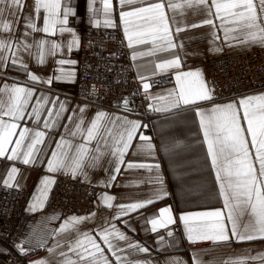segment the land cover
<instances>
[{"label": "crops", "instance_id": "obj_1", "mask_svg": "<svg viewBox=\"0 0 264 264\" xmlns=\"http://www.w3.org/2000/svg\"><path fill=\"white\" fill-rule=\"evenodd\" d=\"M147 2H156V0H147ZM176 4H182L183 0H174ZM69 6L75 9L76 15L69 17L70 27L75 33V38L80 41V29L82 26L90 28L115 29L118 28L124 37L126 49L132 62L133 74L136 78L148 83L153 77L171 74L173 81L163 87H149L147 92L148 97H152L151 113L152 120L150 123L143 122L137 118L111 113L99 107L88 103L74 102L70 98V93L75 89L77 77V62L76 64L59 65L60 59L75 60L78 55V46H73L69 52L67 45L74 39L72 33L65 32L61 34L57 26L55 35L47 34L39 31H32L24 26V17H32L38 28L43 27V17L45 15L43 9L37 15L34 9V0H24V7L17 17H12L5 13V19L13 22L11 32H0V39L9 41L12 44L10 51L0 53L9 57L0 67V87L4 84L17 85L28 87L34 90V96L27 109L31 111V107L35 104L36 98L41 94L49 97L50 103L46 106L42 113L41 122L37 123L34 120L26 119L20 121L21 127H28L33 131H44L46 133L44 142L38 145L36 160L34 163L25 165L21 160L9 161L6 158H0V184L4 185V181L8 179V173L12 167L17 168V172L10 181L11 187L20 191L29 192L30 200L27 207V212L31 216L33 223L27 228L24 233L23 240L16 245H22L24 248L42 245L45 251L42 255L34 259V261L45 260L47 264H61L64 257L60 252H65L72 259H77L74 253L69 251L68 246L73 244L80 234L84 232L90 233L101 247L104 248L105 255L109 257L111 264H116L115 257L108 252L106 245L100 240L98 232L103 228L108 227L111 230V225H115L116 229L123 232L128 237V242L139 244L149 249L148 253H141L128 248V242L120 241L116 238H111L112 243L119 249H124L123 252L117 254L125 258V264H168L172 258H176L185 262V264H194L195 259L201 264H233V262L243 261L244 264H261L260 260H252L251 257L258 256L264 253V240H253L239 242L235 238H231L228 242H212L210 240L191 243L187 239L185 224L180 219L182 215L190 217L188 225L199 231H210L208 226L214 221L212 217H196L191 214L200 212L221 211L227 214V209L224 207V198L220 195L219 182L216 180V172L211 164V159L207 155V144L204 142L203 132L200 128V117L196 115V110H204L207 112L214 105H223L229 102L237 101L241 98L264 94V91L247 94L237 99L215 102L203 101L193 105L181 104L178 108H169V102L174 96H169L168 93L172 90L178 92V87L175 81V76L178 72L200 71L203 79L207 83L208 80L205 74V66L209 62L223 58L225 55H235L250 50L261 48L258 44H243L235 40L225 41L223 30L218 26L219 20H215L216 28L209 25L191 28L192 24H201L206 18V14L202 9L180 7L175 11L166 8V15L170 21V29L172 31V39L178 47L174 50L166 52H157L152 56H140V52H147L151 49V43L133 44L128 46L127 37L124 34V24L119 18L121 10L128 11L133 7L147 6V3L133 6H125L123 9L119 6L118 0H112V10L109 14H105L102 0H96L93 5V12L88 10V0H70ZM175 18V23H172V18ZM111 20L115 26H107L105 21ZM144 29L148 28V24L140 22ZM176 27H181L185 30L176 33ZM134 28L130 26V32ZM216 32V38L213 36ZM150 39V38H149ZM40 40L55 41L61 45V48L56 51L55 55L47 54V49L50 45H45L44 63L38 62L39 50L36 47ZM16 45H19L17 50ZM24 45L32 47L27 51ZM183 45V47H179ZM219 49V50H217ZM15 53L18 61L15 65L11 62L12 54ZM137 53L136 59H133V54ZM178 56L181 61L179 69H168L165 72H160L156 68L157 63L164 60L172 59ZM21 62L27 66L31 74L37 75L40 80H46L49 77H54L59 74L58 69L63 67L65 71L75 73L74 82L55 81L51 85L41 82H31L21 66ZM143 78V79H142ZM149 84V83H148ZM175 95V93H174ZM59 98L56 104V109H59V104L63 103L65 111L55 126L45 129L43 127V119L47 116V108L52 107L51 101ZM4 100L7 103V94L4 95ZM167 109L155 111V108ZM80 108L84 112L79 111ZM99 112L106 113V117L101 121L102 130L111 128L113 136L118 137L123 131L122 120L127 118L133 121H139L141 128L137 133L136 138L131 143L124 156V165L121 166V172L117 175L116 180L112 182L111 187H106L109 177L114 167V157L109 152L110 148L103 141L97 144L93 140L86 147L89 149V157L96 154V148L99 146L101 152L105 153L96 167H89L90 159L86 158L82 168L83 174H78L77 178H73L70 170L61 169L55 172L47 170L48 160L51 158L53 151H59L56 148L57 142L63 136L69 141L72 147L65 148L69 157L75 155L76 147L84 144V131L90 126L91 121L96 118ZM72 116V121L68 117ZM120 117L121 120H116ZM83 119L82 125L83 135H70L71 131H75V123ZM5 119H9L5 117ZM114 122V124H113ZM243 127H247L245 121H241ZM146 126V127H144ZM20 129H17V134ZM150 137V141H140L139 134ZM17 137H13L15 140ZM108 144L113 142L112 137H107ZM250 139V137H249ZM30 142L25 141V145ZM151 143L153 149L149 153L147 150L139 148V145ZM13 145L7 147L11 149ZM26 150V148L22 149ZM254 151V150H253ZM10 154V151L9 153ZM71 161L69 160L68 163ZM152 165L149 168H127V163ZM158 165L159 167H155ZM258 168V165H256ZM223 176L224 174L221 173ZM44 177H48L54 181L48 186L47 191H44V186L41 181ZM58 178H68L81 181L87 185L93 186L97 190L95 201V210L86 215L67 214L47 212L46 205L50 193ZM160 178V179H158ZM114 196L112 201L113 207L108 208L104 205L101 197L104 194ZM162 196L156 199V195ZM154 199V203L147 205L145 208L133 212L127 216L116 217L119 214L118 205L130 204L142 200ZM36 204L35 210H30V205ZM170 208L174 223H171L167 228L158 229L156 233L150 231L151 225L147 222L151 218H159V210L162 208ZM95 213V215H92ZM89 217L83 223L76 225L74 228H69L65 232H59L60 226L70 217ZM230 230L231 224L225 221ZM178 224L180 231L175 233L172 226ZM172 231L173 236H167V231ZM196 233L194 232L193 235ZM229 235L231 233L229 231ZM164 236L165 243L161 246L159 237ZM57 244L60 247H57ZM189 244H199L200 247L190 249ZM15 248L19 251V249ZM85 245H87L85 241ZM54 249L49 252L48 249ZM5 253V248L0 245V264Z\"/></svg>", "mask_w": 264, "mask_h": 264}, {"label": "snow or ice", "instance_id": "obj_2", "mask_svg": "<svg viewBox=\"0 0 264 264\" xmlns=\"http://www.w3.org/2000/svg\"><path fill=\"white\" fill-rule=\"evenodd\" d=\"M70 0H34V9L38 15L43 9L45 15L43 17V27L38 28L32 17H24V26L32 31H39L47 34L55 35L57 26L58 31L63 34L65 32L72 33L74 39L67 45L68 51L71 52L73 46H78L79 41L75 38V33L70 27L69 17L75 16V9L69 6ZM96 0H88V10L93 12V5ZM105 14H109L112 10V0H102ZM119 6L123 9L125 6L143 5L147 6L133 7L131 10H121L119 18L124 24V34L128 40V46L133 44L146 45L151 43L152 47L147 52H140V56H152L159 52L174 50L178 47L173 42L172 31L170 29V21L166 15V8L175 11L180 7L202 9L206 18L201 24H192L191 28L209 25L216 28L215 20H219V28L223 30L225 41L235 40L243 44H258L264 46V0H183L182 4L174 3V0H156V2H147V0H118ZM24 7V0H0V32L8 33L12 31L13 22L5 19V13L12 17H17ZM140 22L148 24V28L144 29ZM172 23H175V18H172ZM107 26H115L111 20L105 21ZM130 26L134 28L130 32ZM185 29L176 27L175 32L179 33ZM216 37V32H213ZM150 38V39H149ZM219 38V37H216ZM50 47L47 49V54L55 55L56 51L61 48V45L55 41L40 40L36 47L39 50L38 62L43 64L45 57V45ZM31 45H24L27 51ZM183 47V45H179ZM12 44L9 41L0 39V53L10 51ZM17 50L19 45H16ZM219 50V49H217ZM137 53L133 54V59H136ZM9 59L4 55H0V67ZM18 57L15 53L12 54L11 62L15 65ZM59 65L76 64L75 60L60 59L57 61ZM23 71L28 74V79L31 82H41L51 85L55 81L74 82L75 73L65 71L63 67L57 71L59 74L54 77H49L46 80H40L37 75L31 74L26 65L21 62ZM156 68L160 72H165L168 69H179L181 61L178 56L172 59L164 60L157 63ZM143 79V78H142ZM175 81L178 87V92L172 90L168 93L174 98L169 102V108H178L181 104L193 105L198 102L211 101L214 97L213 90L208 87L203 79L200 71L178 72L175 76ZM150 85L143 84V89L148 90ZM175 93V95H174ZM7 94V103L4 100V95ZM34 96V90L28 87L4 84L0 87V158H6L9 161L21 160L25 165L34 163L38 151L37 146L44 142L46 133L44 131H33L28 127H21L20 121L26 119L34 120L37 123L41 122L42 113L46 106L50 103L49 97L41 94L36 98L35 104L28 112L30 102ZM149 99H152L150 96ZM59 98L51 101L52 107L47 108V116L43 119V127L49 129L59 121L62 113L65 111L63 103L59 104V109H56V104ZM123 103L128 104L125 99ZM152 108V105H149ZM155 111H162L159 107ZM81 113L84 112L80 108ZM106 113L99 112L95 119L91 121L84 131L85 143L76 147L75 155L69 157L65 148H71L69 141L62 136L57 142L56 148L59 151H53L51 158L48 160L47 170L55 172L61 169H68L72 177L77 178L78 174L82 173L85 159H90L89 167H96L101 157L105 154L101 152L100 147L96 148V154L89 157V149L86 147L93 140L97 144L101 141L110 148L109 154L114 157V167L109 177L106 187H111L112 182L116 180L117 175L121 172V166L124 165V156L131 146L132 141L136 138L137 133L142 127L139 121L123 118V131L118 137L113 136L111 128L102 130L101 121L106 117ZM196 115L200 117L199 124L203 132L204 142L207 144V155L211 159V164L216 172V180L219 182L220 195L224 198V207L227 209L225 216L221 211L200 212L191 214L196 217H212L214 221L211 223L210 231L197 232L194 228L188 225L190 217L182 215L180 219L185 224L187 239L191 243L210 240L212 242H228L231 238H235L239 242L264 240V94L252 95L241 98L237 101L229 102L223 105H214L210 110H196ZM8 117L9 119H5ZM72 121L73 117H68ZM116 120H121L116 117ZM245 121L247 127H243L241 121ZM84 124L81 118L78 123H75V131H71L70 135H83L82 125ZM114 124V122H113ZM146 127V126H144ZM20 129L17 134V129ZM13 140V137H17ZM107 137H112L113 142L108 144ZM250 137V139H249ZM150 137L139 134L140 141H150ZM28 142L25 145V141ZM9 149L8 145H13ZM149 153L153 149V145L149 142L138 146ZM26 148V150H23ZM254 150V151H253ZM10 151V154H8ZM71 161L68 163V161ZM258 165V168L257 166ZM152 165L127 163V168H151ZM155 167H159L156 165ZM17 168L12 167L8 173V179L4 181L5 186H11L10 181L17 172ZM221 173L224 175L222 176ZM160 179V178H158ZM44 186V191H47L48 186L54 181L48 177H44L41 181ZM156 199L162 198L159 194ZM104 205L112 208L114 196L104 194L101 197ZM154 199H147L130 204H121L119 214L116 217L127 216L133 212L145 208L147 205L154 203ZM36 204L30 205V210H35ZM170 208H162L159 210V218H151L147 222L151 225L150 231L156 233L158 229L167 228L174 219L170 214ZM92 215H95L93 213ZM89 217L72 216L66 220L58 229L59 232H65L69 228H74L76 225L83 223ZM231 224L230 230L226 222ZM229 231L231 236L229 235ZM196 233L193 235V233ZM100 240L106 245L111 256L115 257L116 264H125V258L118 255V252H123L124 249H119L112 243L111 238H116L120 241L128 242V237L116 229L115 225H111V230L108 227L103 228L98 232ZM167 236H173L172 231H167ZM91 246V249L85 245ZM158 243L163 246L165 243L164 236L159 237ZM21 255H25L27 250L22 245H16ZM57 247H60L57 244ZM69 251L74 253L77 259L70 258L67 253L60 252L64 257L61 264H111L109 257L105 255L104 248L101 244L88 232L80 234L73 244L68 246ZM128 248L141 253H148L149 249L139 244L128 242ZM49 252L54 249L49 248ZM194 264H201L195 259ZM252 260H260L264 264V253L258 256L251 257ZM33 264H47L45 260L34 261ZM131 264V262H128ZM168 264H185V262L172 258ZM233 264H244L243 261L233 262Z\"/></svg>", "mask_w": 264, "mask_h": 264}, {"label": "built area", "instance_id": "obj_3", "mask_svg": "<svg viewBox=\"0 0 264 264\" xmlns=\"http://www.w3.org/2000/svg\"><path fill=\"white\" fill-rule=\"evenodd\" d=\"M77 62L74 102L88 103L111 113L125 114L150 123L151 101L143 89L144 81L135 77L124 37L118 29L82 26ZM213 101L237 99L264 91V47L209 62L205 66ZM173 81L171 74L148 80L151 87H163ZM127 99L128 104L123 103ZM95 187L74 179L58 178L46 205L47 212L61 215L89 214L95 210ZM29 192L0 184V245L5 248L1 264H31L43 254L44 246L25 248L21 255L15 245L33 223L27 212ZM179 233V225L172 226ZM190 249L197 244H189ZM262 264V263H261Z\"/></svg>", "mask_w": 264, "mask_h": 264}, {"label": "bare ground", "instance_id": "obj_4", "mask_svg": "<svg viewBox=\"0 0 264 264\" xmlns=\"http://www.w3.org/2000/svg\"><path fill=\"white\" fill-rule=\"evenodd\" d=\"M119 114H120V113H119ZM124 115H125V114H124ZM64 179H65V178H64ZM66 179H68V178H66ZM77 181H78V180H77ZM80 182H81V181H80ZM82 183H83V182H82ZM84 184H85V183H84ZM96 197H97V194H96ZM96 197H95L94 203H95V201H96ZM28 204H29V203H28ZM27 207H28V206H27ZM90 213H91V212H90ZM90 213H89V214H90ZM75 215H76V214H75ZM84 215H86V214H84ZM179 229H180V228H179ZM200 246H201V245L197 244V247H200ZM197 247H196V248H197Z\"/></svg>", "mask_w": 264, "mask_h": 264}]
</instances>
